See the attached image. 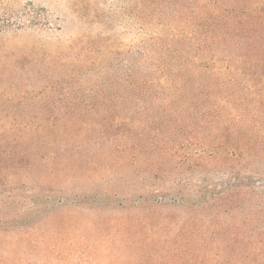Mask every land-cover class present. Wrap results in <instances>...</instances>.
Segmentation results:
<instances>
[{
	"label": "rangeland",
	"instance_id": "374dc122",
	"mask_svg": "<svg viewBox=\"0 0 264 264\" xmlns=\"http://www.w3.org/2000/svg\"><path fill=\"white\" fill-rule=\"evenodd\" d=\"M236 1L0 0V264H235L221 240L264 230L260 136L234 109L257 91L235 93L244 59L215 82L186 51Z\"/></svg>",
	"mask_w": 264,
	"mask_h": 264
},
{
	"label": "trees",
	"instance_id": "16d2710c",
	"mask_svg": "<svg viewBox=\"0 0 264 264\" xmlns=\"http://www.w3.org/2000/svg\"><path fill=\"white\" fill-rule=\"evenodd\" d=\"M243 1L247 3V1L252 0ZM236 2L239 3V0ZM231 4L232 3H222V6H226L223 7V13H207L206 17H203L204 15L195 17L200 23L198 24V29L192 33V39L195 40L192 42L193 44H190L191 49H188L186 52L191 53L192 51H196L197 55L195 58L198 59L197 61L200 64L197 67L208 69L206 66L208 59H210V61H215L214 66H216L217 63L221 64L218 68L215 67L219 69L216 75L212 76L215 82L226 75L222 70L224 64L227 65L225 68L226 71H228L227 74H231V65H233L234 62L236 63L244 59V64H249L250 66H248L249 68L247 69L245 67L241 68L239 73L246 74V71H248L255 85H238L235 93H239L242 89V92L245 91L247 95L251 97L255 91L261 93V90L257 89V85L262 83V81L258 80V77L264 75V5L262 3H256L257 5L252 4V6L244 4L241 9L242 13L240 17L235 12V9L238 8L236 7L237 5L233 3V6H235L233 9ZM247 15L250 17L252 15L254 17L253 25H249L248 28L244 26L242 20V17H247ZM231 21L235 22L231 24ZM183 65H186V63ZM259 70L261 74H259ZM138 84V90L142 94L143 99H137L138 101L133 111L134 114H144L152 108L151 102L148 103L149 100L146 97L153 83L140 80ZM197 84L198 85L189 88L195 91V94L197 93L196 96L194 95L191 99V108L195 110H197L196 108H198L197 105L199 104L194 103V98L199 95L204 98H201V100L207 101L210 96L207 90L211 89V85L208 87L203 83ZM140 85H144L143 89L140 88ZM219 87L220 89L226 87V83L223 84V86L216 85L214 89H219ZM257 92H255L256 97L251 98L252 100L250 101H243V103H241L242 101L240 99L236 100L234 109L237 110V116L240 121L243 124L250 123L253 130L260 136L255 139L254 142L251 140L248 143H244V149L246 148L248 150L247 153L249 156L258 155L264 158V94L261 95ZM200 105L203 109L201 113L204 114L203 116H207L205 112H211L207 109L210 105L207 103H201ZM213 106L215 110H213L212 113L215 114V121L220 117V113L218 112L220 108H217L215 104H213ZM213 106L211 105L210 108H213ZM128 120L132 124L135 122L132 117H129ZM200 120L204 121V117L200 118ZM251 213L253 216H257L253 211ZM261 228H264V223L261 225ZM257 231H261L260 236L258 235L257 237H229L231 241H227L226 243L222 239L221 244L227 245V250L224 252L223 258L228 259L229 263L235 264H264V230L260 229ZM256 239L258 242H256ZM228 242H233V245H228ZM215 243L217 244L218 241Z\"/></svg>",
	"mask_w": 264,
	"mask_h": 264
}]
</instances>
